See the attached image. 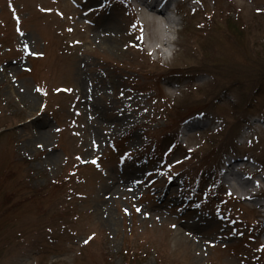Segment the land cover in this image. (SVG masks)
<instances>
[{
	"label": "rangeland",
	"instance_id": "rangeland-1",
	"mask_svg": "<svg viewBox=\"0 0 264 264\" xmlns=\"http://www.w3.org/2000/svg\"><path fill=\"white\" fill-rule=\"evenodd\" d=\"M144 10L0 0V264H264V0Z\"/></svg>",
	"mask_w": 264,
	"mask_h": 264
},
{
	"label": "bare ground",
	"instance_id": "bare-ground-1",
	"mask_svg": "<svg viewBox=\"0 0 264 264\" xmlns=\"http://www.w3.org/2000/svg\"><path fill=\"white\" fill-rule=\"evenodd\" d=\"M136 1H138V2H140V4H142V5H144V6H146V8H147V10H144L142 13H141V18L143 19V21L145 22V24H148V25H150L153 29H154V31H155V33H156V36H157V39L159 40V42H160V44H165L166 43V41H165V35L163 34L162 35V30H163V26H164V24H165V22H167V18H162V19H159V20H157L153 15H151V13H150V10H152V11H154L153 9H152V5H150V4H145L142 0H136ZM141 11H142V9H140ZM155 12V11H154ZM155 13H157V12H155ZM162 16H163V14H161ZM161 16V17H162ZM163 25V26H162ZM155 36V37H156ZM151 49H155L156 47H155V44H151V47H150ZM77 72L80 74L79 75V78H81V83L83 82V76L85 75V72H83L81 69L80 70H77ZM100 82V81H99ZM100 83H102V82H100ZM230 165V164H229ZM136 174V173H135ZM129 176H131V175H129ZM129 179H130V177H129ZM128 179V180H129ZM131 180V179H130ZM227 180H228V182L230 181V177L229 178H227ZM114 187H116V186H114ZM115 190H116V188H115Z\"/></svg>",
	"mask_w": 264,
	"mask_h": 264
},
{
	"label": "trees",
	"instance_id": "trees-1",
	"mask_svg": "<svg viewBox=\"0 0 264 264\" xmlns=\"http://www.w3.org/2000/svg\"><path fill=\"white\" fill-rule=\"evenodd\" d=\"M263 71H264V70H263ZM263 74H264V72H263ZM258 76H259V75H257V77H258ZM263 77H264V76H261V77H260V79H261V80H264V78H263Z\"/></svg>",
	"mask_w": 264,
	"mask_h": 264
}]
</instances>
